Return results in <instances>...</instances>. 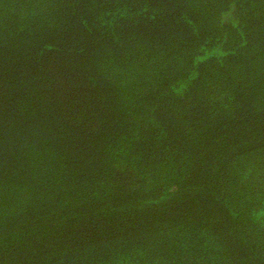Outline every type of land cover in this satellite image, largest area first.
<instances>
[{
  "label": "trees",
  "instance_id": "trees-1",
  "mask_svg": "<svg viewBox=\"0 0 264 264\" xmlns=\"http://www.w3.org/2000/svg\"><path fill=\"white\" fill-rule=\"evenodd\" d=\"M0 264H264V0H0Z\"/></svg>",
  "mask_w": 264,
  "mask_h": 264
}]
</instances>
